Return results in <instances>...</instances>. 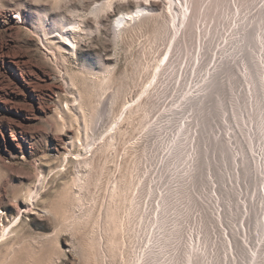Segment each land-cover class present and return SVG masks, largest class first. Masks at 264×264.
<instances>
[{"label": "rangeland", "instance_id": "obj_1", "mask_svg": "<svg viewBox=\"0 0 264 264\" xmlns=\"http://www.w3.org/2000/svg\"><path fill=\"white\" fill-rule=\"evenodd\" d=\"M101 1L0 0V264H264V0Z\"/></svg>", "mask_w": 264, "mask_h": 264}, {"label": "bare ground", "instance_id": "obj_2", "mask_svg": "<svg viewBox=\"0 0 264 264\" xmlns=\"http://www.w3.org/2000/svg\"><path fill=\"white\" fill-rule=\"evenodd\" d=\"M112 1L113 0H103V1H101V2H99V3H95L94 5H95V7H93L92 9H91V13L93 14V16L95 17V20H96V23H97V25L96 26H98V23H100L99 22V19H98V16L100 15V13L103 11V10H107L109 7H111L112 6ZM129 3H132V2H129ZM136 3H137V5L139 6L138 7V9H136V11H132V12H122V14L120 15V17H118V19H117V22H116V25L114 26L115 27V29H114V31L118 34V32H121V31H124L125 29H126V26L132 21V20H134V22L135 23H137V18H139V20H143V19H141V18H144L143 17V11L144 10H146V9H153L155 6H156V4L154 3V2H150L149 3V5H143V3L141 2V1H138V0H136ZM18 17H20V15H18ZM59 23H61V22H59ZM45 24V23H44ZM62 24V23H61ZM60 24V25H61ZM33 26H34V24H33ZM35 28V29H34ZM34 28H33V30H35L36 32H37V35L39 36V38H41L42 40H44V39H46V38H51V39H53L52 40V42H50L55 48H57V49H66V47H68V45H72L73 46V49L75 50V48H76V43H75V41H76V39L74 40V37H76V34L78 33V32H84V30H85V28L84 27H81L79 24H77V23H70V22H66V23H64V24H62L61 26H60V28L61 29H59V28H54L53 29V27L52 28H48V27H46V25H38V26H34ZM88 28V27H87ZM97 28V27H96ZM90 29V28H89ZM81 30V31H80ZM86 31V30H85ZM79 33V34H80ZM81 35V34H80ZM50 39V40H51ZM249 39H250V37H249ZM49 40V39H48ZM46 41V40H45ZM42 42V41H41ZM57 45V46H56ZM51 46V45H50ZM53 48V47H52ZM63 51V50H62ZM58 54V53H57ZM59 55V54H58ZM60 57V56H59ZM64 57V56H63ZM101 57V56H100ZM61 58V60H64V58H62V57H60ZM66 61V60H65ZM65 61H64V63H65ZM102 62V61H101ZM61 63H62V61H61ZM63 63V64H64ZM102 65V64H101ZM86 65H83V67H82V69H84V70H86V71H88L89 73H95L94 72V70H92V69H90V68H87V67H89V66H87V67H85ZM106 66V65H105ZM82 69H81V71H82ZM102 69H104V68H102ZM106 71V70H105ZM97 72V71H96ZM100 72H102V71H100ZM79 73V72H78ZM88 73V74H89ZM103 73H104V71H103ZM82 74V73H81ZM87 74V73H86ZM102 74V73H101ZM108 74H110V73H107V75ZM100 75V74H99ZM106 75V74H105ZM80 76H82V75H80ZM86 76V75H85ZM89 76H91V75H87L86 77V81L85 82H87V81H90L88 78H90ZM95 76H97L96 75V73H95V75H94V77ZM73 77V76H72ZM100 77V76H99ZM104 77V76H103ZM109 76H107L106 77V79L108 78ZM84 78V77H83ZM93 78V77H92ZM71 79V78H70ZM73 79V78H72ZM77 79V78H76ZM105 79V78H104ZM104 79H99L100 81H98L97 82V84H95L94 85V92H96V93H98V90H100V88L102 87V86H104L103 84H104V82H106ZM85 80V79H84ZM83 80V81H84ZM92 80V79H91ZM78 82V81H77ZM95 83V82H94ZM87 83H85V85H86ZM84 85V84H83ZM88 85V84H87ZM93 85V84H92ZM92 87L93 86H91L90 87V91H92ZM88 91V90H87ZM88 93V92H87ZM89 94H91V93H89ZM78 95V94H77ZM94 95V94H93ZM96 96V95H95ZM76 97H78V96H76ZM89 98V97H88ZM87 98V99H88ZM89 99H92V98H89ZM76 101H78V98H77V100ZM75 101V102H76ZM87 101L88 100H86V105L85 106H91L90 108H89V110H91V108H93L92 107V101H94L93 99L92 100H90V103L91 104H89V105H87ZM77 103V102H76ZM88 103H89V101H88ZM77 105H79V106H81L82 108H83V102L82 103H80V101H78V103H77ZM74 106V105H73ZM87 107V108H88ZM88 110V109H87ZM95 110V109H94ZM93 110V111H94ZM85 111V110H84ZM86 112V111H85ZM88 112V111H87ZM92 112V111H91ZM89 113L88 114V116H86L87 118L85 119V121H86V123H85V125H86V127H87V125H90V123L92 124L93 122H95L94 120H93V117H95V115H93V112L92 113ZM93 121V122H92ZM91 146V145H90ZM89 147V146H88ZM89 149V148H88ZM218 150H219V153H220V155L222 156V158H223V160H225V161H229V160H227V159H229V155H228V150L226 149V148H224V147H222V146H219L218 147ZM221 159L219 158V160L218 161H220ZM222 161V160H221ZM85 162V161H84ZM87 163V162H86ZM206 162H202V164H203V166H204V164H205ZM84 165V164H83ZM216 173H218L217 175H218V181H221L222 182V173H220L219 171H217ZM77 176V175H76ZM76 180H78V179H76ZM80 180V179H79ZM79 182V181H78ZM75 184H77V183H75ZM130 184V183H129ZM127 184H125L124 185V189L126 190L128 187H126L125 188V186H126ZM221 185V184H220ZM123 189V190H124ZM124 190V191H125ZM58 200V199H57ZM49 210V209H48ZM111 212H114V210L113 211H111ZM116 213V212H115ZM67 214V213H66ZM117 214V213H116ZM113 215H115L114 213H112V215L110 214L109 216L110 217H112ZM115 216H113L112 218H110V219H112L113 220V218H114ZM116 218V217H115ZM114 218V219H115ZM252 218H253V216H252ZM254 218H255V215H254ZM254 218L252 219V220H254ZM256 219V218H255ZM108 220H109V217H108ZM115 220H117V218L115 219ZM118 221V220H117ZM255 221V220H254ZM252 222V224H253V221H251ZM255 223V225L256 224H259L258 223V221L256 222H254ZM115 224V223H114ZM256 226H258V225H256ZM255 226V227H256ZM6 246V245H5ZM10 249V248H9ZM11 251V250H10ZM10 253V252H9Z\"/></svg>", "mask_w": 264, "mask_h": 264}]
</instances>
